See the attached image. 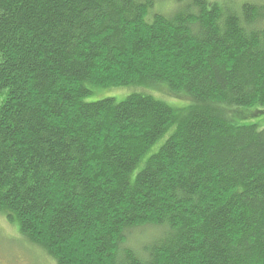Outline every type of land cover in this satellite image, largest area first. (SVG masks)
<instances>
[{"label": "trees", "instance_id": "1", "mask_svg": "<svg viewBox=\"0 0 264 264\" xmlns=\"http://www.w3.org/2000/svg\"><path fill=\"white\" fill-rule=\"evenodd\" d=\"M248 1L0 0V218L25 244L53 264H264V128L224 114L264 107Z\"/></svg>", "mask_w": 264, "mask_h": 264}, {"label": "rangeland", "instance_id": "2", "mask_svg": "<svg viewBox=\"0 0 264 264\" xmlns=\"http://www.w3.org/2000/svg\"><path fill=\"white\" fill-rule=\"evenodd\" d=\"M154 1V10L157 13L160 14H167L171 11V8H174V3L177 4H185L186 2L190 0H153ZM208 4H220V5H234V6H241L243 3H248V0H204ZM252 1V0H250ZM176 4V5H177ZM173 10V9H172ZM91 89V92L88 96L84 97L85 103L90 102H97L101 101L102 99H114L117 102L123 101L129 94L134 92V85L133 86H127L122 88H104V87H93L89 86ZM158 87L163 88L164 95L162 96L160 94H156L158 92ZM145 89L150 92L153 95H157V98L165 97V100L161 98L162 102L165 105H169L176 113H179L182 111V109L187 108L190 104V101L183 97H173L170 94H166L167 87L166 85H152L148 84L145 85ZM159 93V92H158ZM153 96V97H155ZM228 109H230L228 112H224L226 120L233 124V125H246V124H253L258 125L259 128H264V107L256 105L252 107H238V106H228ZM167 137V134L163 136V138L158 141L156 145L151 146L147 153L143 156V158L139 161L140 163L137 165V168L133 172L132 177H134L142 167H143V161L148 155L155 153L158 151V147L165 141ZM17 229V228H16ZM155 233V231L151 229H147L143 232H140L138 236H136V241L142 242L144 239L150 237L151 234ZM30 249V255H32V258L34 259V263L37 264V261L40 260L43 264H53L52 261L41 256L39 251H36L34 248H32L30 245L25 244L24 241L21 239L19 233H16L14 230V227L9 225L8 223H5L3 219L0 218V251H2L5 254H11L15 256H24L25 252H29ZM24 250V251H23ZM1 254V253H0ZM3 258H13V256H6L1 254ZM26 258L29 260L28 256L25 255ZM41 256V257H40ZM50 259V258H49Z\"/></svg>", "mask_w": 264, "mask_h": 264}, {"label": "flooded vegetation", "instance_id": "3", "mask_svg": "<svg viewBox=\"0 0 264 264\" xmlns=\"http://www.w3.org/2000/svg\"><path fill=\"white\" fill-rule=\"evenodd\" d=\"M0 253L3 255H6V256H13V258L9 259V258H3L0 254V264H35L34 259L32 258V255H30V249H29V252L24 253V256H15V255H11V254L7 255V254L3 253L2 251H0ZM25 255L28 256L29 260L26 258ZM40 255L45 257V254L43 252H41ZM49 263H50V260H49ZM37 264H43V263L40 260H38Z\"/></svg>", "mask_w": 264, "mask_h": 264}]
</instances>
